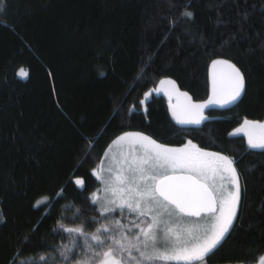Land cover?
Wrapping results in <instances>:
<instances>
[{
    "label": "trees",
    "instance_id": "16d2710c",
    "mask_svg": "<svg viewBox=\"0 0 264 264\" xmlns=\"http://www.w3.org/2000/svg\"><path fill=\"white\" fill-rule=\"evenodd\" d=\"M2 4L0 264H81L84 240L61 224L92 234L113 219L135 218L113 212L105 219L91 203L93 171L125 131L229 155L241 203L226 239L202 264H254L264 255V149L250 148L244 132L233 135L246 119L264 121V0ZM216 60L240 69L245 90L231 104L208 107L201 124H177L164 94L146 99L171 78L195 102L207 101ZM66 248L68 260L60 255Z\"/></svg>",
    "mask_w": 264,
    "mask_h": 264
},
{
    "label": "snow or ice",
    "instance_id": "6c2138e0",
    "mask_svg": "<svg viewBox=\"0 0 264 264\" xmlns=\"http://www.w3.org/2000/svg\"><path fill=\"white\" fill-rule=\"evenodd\" d=\"M2 7L0 0V10ZM182 16L191 20L193 13L186 10ZM218 66L227 71L217 74ZM212 67L213 96L205 104H195L185 93L188 103L179 110H172L177 124L199 125L205 119L204 108L231 104L242 96L245 78L235 64L216 60ZM17 75L26 79L29 73L20 68ZM257 129L260 135L253 139L251 130ZM241 132L248 135L250 148L264 149V123L245 120L233 135ZM120 142L128 144V153L118 161L116 171L108 167L107 172L111 175L105 179L103 162L100 171H93L96 179L105 185L101 191L111 197H103L105 202L99 208V214L105 219L113 212L121 216L131 214L135 218L129 224L113 219L110 225H102L92 234L86 233L83 227L65 228L61 224L60 228L65 232L83 238L86 252L81 264L205 262L226 239L237 216L241 187L234 162L217 153L203 152L191 141L184 148L175 149L157 144L140 133H126L114 143ZM169 172L183 175H168ZM217 177L227 179L230 187L217 186ZM75 183L84 186L83 180L77 179ZM100 199L93 193L91 203L95 205ZM45 201L46 198L37 201L34 206ZM71 251L66 248L60 255L68 260L67 252ZM39 259L46 258L40 256ZM258 264H264V256L259 258Z\"/></svg>",
    "mask_w": 264,
    "mask_h": 264
},
{
    "label": "rangeland",
    "instance_id": "374dc122",
    "mask_svg": "<svg viewBox=\"0 0 264 264\" xmlns=\"http://www.w3.org/2000/svg\"><path fill=\"white\" fill-rule=\"evenodd\" d=\"M216 71H217V74H220V73L226 72L227 69H224L222 66H218ZM210 76H211V94H210L209 98L207 99V101L213 96V92H212L213 67H212V65H211V68H210ZM161 81H172L173 83H171V84L170 83H161ZM161 81L159 82V84H158V86L156 88H154V89H152V90H150L148 92V94L146 95V99L151 97V95L154 94V93L164 94L165 96H167V98L169 100V106H170L171 113H172L173 108H176L177 110H179L181 107H183L184 105H186L188 103V100H187V98L184 95L185 92L181 91L175 85V82L171 78H164ZM187 97H190V96L187 94ZM207 101H205V102H195L191 98V102L195 103V104H205V103H207ZM211 106H220V105L219 104L210 105L209 107H211ZM207 108L208 107H206V108H204L202 110V114L205 117V119H206V110H207ZM246 120H249V119H246ZM244 121L240 124L241 126L239 128H241L243 126ZM249 121H253V120H249ZM254 122H256V121H254ZM258 123H264V121L263 122H258ZM235 131L236 130H234V133H235ZM251 132H252V135H253V139H257L258 136L260 135V130H258V129L257 130H251ZM126 133H137V132H134V131L122 132L121 134H119L117 137H115L110 142V144H109V146H108V148H107V150H106V152L104 154V157H103L101 162H103L104 171H103L102 174L104 175L105 179H107L111 175L110 173L107 172V168L111 166L113 168V172H115L117 167H118V161L123 159L124 154L128 153V144L126 142L114 143L117 140L118 137H120V136H122V135H124ZM144 136H146V135H144ZM246 136L248 138V135H246ZM151 139L156 141L157 144L161 145V143L158 140L153 139V138H151ZM185 145H187V144H185ZM202 151L203 152H207V151H204V150H202ZM218 154L222 155V156H226L230 160H232L229 155L224 154L223 152H219ZM101 162H99L98 166L94 170H96V171H100L101 170ZM233 166L235 167L236 172H237L238 169H237V167L235 166L234 163H233ZM171 173L172 172H169L168 174H171ZM176 173H180V172H176ZM237 174L239 176V182H240V187H241V191H242V181H241L240 172L238 171ZM97 181H98V185H97L96 189L92 192V194L93 193H97V195L101 197L100 201L97 203L98 207L100 208L102 206V204L105 202L103 197L105 195H108L110 197V194H107V193H104L103 191H101L105 187V185L101 184V182L99 180H97ZM216 183H217V186H219V185H221L223 183V185H225V187H230L226 180H225V183H227V184H225L223 182V180H220L219 177H217ZM241 198H242V194H241ZM240 203H241V201H240ZM239 207H240V205H239ZM189 219H195V218H189ZM234 220H233V222H234ZM133 231H136V230L133 229ZM258 261L256 263H254V264H258ZM171 262H175V261H171ZM195 264H202V262H195ZM224 264H244V263L237 262V263H224Z\"/></svg>",
    "mask_w": 264,
    "mask_h": 264
},
{
    "label": "flooded vegetation",
    "instance_id": "af4514ba",
    "mask_svg": "<svg viewBox=\"0 0 264 264\" xmlns=\"http://www.w3.org/2000/svg\"><path fill=\"white\" fill-rule=\"evenodd\" d=\"M153 139H154V138H153ZM191 142H192V141H191ZM186 144H188V142H186ZM192 144L196 145L194 142H192ZM184 147H185V146H184ZM184 147H183V148H184ZM196 147H197V146H196ZM197 148H198V147H197ZM207 152H208V153H217V154L219 153L218 151H217V152H216V151H213V152H209V151H207ZM224 154H225V153H224ZM237 172H238V171H237ZM226 175H227V174H225V176H226ZM225 180L227 181V179H224V180H223L224 183H225ZM222 184H223V183H222ZM225 184H227V183H225ZM241 194H242V191H241Z\"/></svg>",
    "mask_w": 264,
    "mask_h": 264
},
{
    "label": "water",
    "instance_id": "95a60500",
    "mask_svg": "<svg viewBox=\"0 0 264 264\" xmlns=\"http://www.w3.org/2000/svg\"><path fill=\"white\" fill-rule=\"evenodd\" d=\"M165 147L174 148V147H169V146H165ZM175 149H177V148H175ZM168 175H183V173H171V174H168Z\"/></svg>",
    "mask_w": 264,
    "mask_h": 264
}]
</instances>
